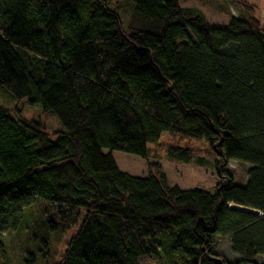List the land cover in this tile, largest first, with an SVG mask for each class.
<instances>
[{
	"label": "trees",
	"instance_id": "trees-1",
	"mask_svg": "<svg viewBox=\"0 0 264 264\" xmlns=\"http://www.w3.org/2000/svg\"><path fill=\"white\" fill-rule=\"evenodd\" d=\"M179 1L131 0L125 22L109 0H0V89L61 127L51 138L0 105V236L38 200L43 244L83 214L54 264H228L217 240L234 264L264 257V26L243 0L225 26ZM163 135L208 145L213 192L170 186L157 164L146 177L118 169L112 152L147 160ZM230 161L250 166L242 186Z\"/></svg>",
	"mask_w": 264,
	"mask_h": 264
},
{
	"label": "rangeland",
	"instance_id": "rangeland-1",
	"mask_svg": "<svg viewBox=\"0 0 264 264\" xmlns=\"http://www.w3.org/2000/svg\"><path fill=\"white\" fill-rule=\"evenodd\" d=\"M243 1L254 7L253 17L264 26V0ZM130 2L131 0H109V4L120 13L122 21L125 22L129 18ZM179 5L182 8L198 10L209 24L218 26L227 25L231 17H236L242 12L234 0H180ZM2 92L6 93L0 89V105L8 109L17 107L23 119L38 121L51 138L52 134L61 129L53 114H43L38 106L29 107L24 101L13 103ZM168 145L188 148L192 155L191 161L188 164L167 161L164 151ZM111 156L120 171L136 177H146L150 172L149 165L157 164L164 173L167 183L182 190L199 189L213 192L215 184L219 181L216 175L219 160L203 140L178 139L163 135L157 145L148 146L147 160L120 152H112ZM224 168L231 174L234 184L239 186L245 184L250 166L230 161ZM42 207L38 200H31L18 206L16 211L7 217L8 229L0 236L2 241L0 264H54L60 259L65 244L76 233L83 214H80V219L73 228L49 232L47 242L43 244L35 234L37 223L35 216L33 217V214ZM215 251L228 264L240 260L231 253L228 240H217ZM253 262L264 264V257H255ZM138 264L151 263L146 259H139Z\"/></svg>",
	"mask_w": 264,
	"mask_h": 264
},
{
	"label": "water",
	"instance_id": "water-1",
	"mask_svg": "<svg viewBox=\"0 0 264 264\" xmlns=\"http://www.w3.org/2000/svg\"><path fill=\"white\" fill-rule=\"evenodd\" d=\"M216 264H222L221 260L214 258L213 259Z\"/></svg>",
	"mask_w": 264,
	"mask_h": 264
}]
</instances>
